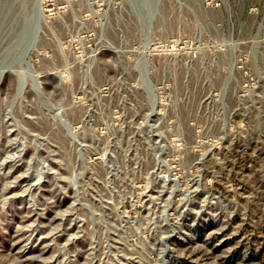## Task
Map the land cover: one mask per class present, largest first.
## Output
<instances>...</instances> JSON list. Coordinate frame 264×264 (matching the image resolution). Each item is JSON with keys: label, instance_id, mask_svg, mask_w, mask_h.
<instances>
[{"label": "rangeland", "instance_id": "1", "mask_svg": "<svg viewBox=\"0 0 264 264\" xmlns=\"http://www.w3.org/2000/svg\"><path fill=\"white\" fill-rule=\"evenodd\" d=\"M0 264H264V0H0Z\"/></svg>", "mask_w": 264, "mask_h": 264}, {"label": "water", "instance_id": "2", "mask_svg": "<svg viewBox=\"0 0 264 264\" xmlns=\"http://www.w3.org/2000/svg\"><path fill=\"white\" fill-rule=\"evenodd\" d=\"M42 13L41 7H38V14L40 15Z\"/></svg>", "mask_w": 264, "mask_h": 264}]
</instances>
